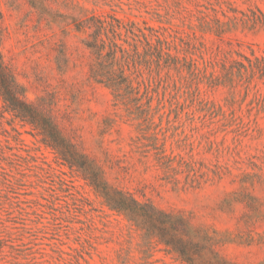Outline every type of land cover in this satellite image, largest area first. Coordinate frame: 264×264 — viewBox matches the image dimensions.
<instances>
[{"label":"rangeland","instance_id":"obj_1","mask_svg":"<svg viewBox=\"0 0 264 264\" xmlns=\"http://www.w3.org/2000/svg\"><path fill=\"white\" fill-rule=\"evenodd\" d=\"M91 16L120 23L122 102L89 77ZM0 53L36 112L0 95V264H264V0H0ZM51 128L173 224L110 211Z\"/></svg>","mask_w":264,"mask_h":264},{"label":"trees","instance_id":"obj_2","mask_svg":"<svg viewBox=\"0 0 264 264\" xmlns=\"http://www.w3.org/2000/svg\"><path fill=\"white\" fill-rule=\"evenodd\" d=\"M75 29L79 32H88V39H86L84 45L93 59V63L89 68V77L95 83L110 89L116 103L122 102L123 96L128 98L129 95L133 94L134 89L131 80L126 75L124 61L121 60L126 59L127 53L116 42V38L120 35L118 33L120 29L119 21L116 19L106 21L91 16L76 23ZM118 53L121 54L120 58ZM0 95L6 105L5 111L11 113L14 118L21 121L27 120V118H35L36 112L30 104L25 102V91L20 88L6 68L1 53ZM133 101H138V99H133ZM50 134L52 142L45 140L44 143L57 150L61 160L70 169L82 170L83 179L103 198V203L110 211L123 214L128 220L135 223L143 220L151 224L158 222L163 226L173 224L171 216L157 210L148 202L140 201L133 193L108 186L107 183L102 181L99 172L87 163L86 158L79 155L71 145L66 144L54 129L51 128ZM159 156L161 166L165 169L171 168L170 156L163 154V152ZM87 170L90 173H87ZM178 252L181 258H184V253L182 251Z\"/></svg>","mask_w":264,"mask_h":264}]
</instances>
